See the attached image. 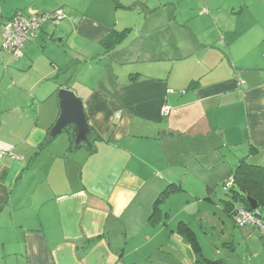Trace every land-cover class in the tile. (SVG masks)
Listing matches in <instances>:
<instances>
[{
	"label": "crops",
	"instance_id": "obj_1",
	"mask_svg": "<svg viewBox=\"0 0 264 264\" xmlns=\"http://www.w3.org/2000/svg\"><path fill=\"white\" fill-rule=\"evenodd\" d=\"M58 8L63 21L42 23L22 57L2 48L17 11ZM65 41L71 63L90 61L85 76L68 78ZM79 43L104 47L123 74L95 76ZM62 87L84 101L92 146L69 132L48 141ZM242 159L264 167V0H0V264H175L191 196L218 208L211 191ZM225 200L215 255H203L264 264V234L238 227Z\"/></svg>",
	"mask_w": 264,
	"mask_h": 264
},
{
	"label": "rangeland",
	"instance_id": "obj_2",
	"mask_svg": "<svg viewBox=\"0 0 264 264\" xmlns=\"http://www.w3.org/2000/svg\"><path fill=\"white\" fill-rule=\"evenodd\" d=\"M78 47H79L78 52L80 54L87 49L92 50L94 52L95 58L92 59L93 61L91 62V64L95 76L101 75L102 73H104L106 69L109 71L108 73L116 72L117 74L120 75L123 74V69L125 68H122L123 65H120L119 63L111 62V67L108 68V65L110 64L111 60L106 62V60L109 59L108 57L109 53H107V50H105L104 47L100 46L99 48H95V47L85 48L84 45H81V43L78 44ZM60 48L62 50L61 56L65 58L67 57L68 61L75 58L76 47L75 45L71 44V41H67V42L65 41V45L61 46ZM99 53L100 55H98ZM111 53L114 54V51L112 50ZM103 56H106L105 62L99 60L102 59ZM88 62L90 61H87V59H82L81 57L79 58V61H72V63L70 62L69 64L71 67H70V72L68 73V78L70 77L71 74H74V72L76 71L80 72L79 78H81V76H85V73L90 72L91 70L89 69L90 64H87ZM112 67L114 70L112 69ZM61 135H67V133ZM196 191L199 190H195V192ZM211 193L213 194L214 200L217 203L218 208L220 207V209H218L216 205H211L209 202L204 203L203 199L207 197L209 194L204 193L202 190H200L199 195H197V197L196 195L191 196V200H192L191 205L187 208V210L188 212L191 213V216L196 214L194 217H192L190 224H192L196 236H198L199 238L202 252L213 257L215 255V251L212 247V243H214L218 239L219 234L221 232V227L222 230L225 229V227H223L222 221L228 219L229 217L227 212L224 210V204L223 201H221V199L222 200L229 199L230 192L225 188L223 182H221L215 186V188L213 189V191H211ZM183 208H186L183 202L179 203L178 205H175L174 213L177 214L178 211L176 210L178 209L179 211H181V209ZM261 211H264V206H261ZM201 215L203 216L202 217L203 221L201 220ZM178 225H179V221L174 223V229L176 231V235L178 234L179 231ZM174 247L175 248L173 250L174 251L173 260L175 264H178L179 262L183 264H198L197 254L195 253L192 243L188 240L187 237L175 238ZM162 255L163 254L160 252V254H157L156 257L160 258L162 257ZM221 256L225 257L226 253H221Z\"/></svg>",
	"mask_w": 264,
	"mask_h": 264
},
{
	"label": "built area",
	"instance_id": "obj_3",
	"mask_svg": "<svg viewBox=\"0 0 264 264\" xmlns=\"http://www.w3.org/2000/svg\"><path fill=\"white\" fill-rule=\"evenodd\" d=\"M64 18L65 13L63 8H58L51 12L31 11L26 13L24 11H17L2 25V48L15 57H22L24 55L26 42L33 38L35 30L40 27L42 23L50 22L54 25H59ZM169 92H173V90L170 89ZM164 112L168 113L169 107H166ZM233 185V176L228 177L224 181L226 189H230ZM234 220L238 227L253 225L259 228L264 234V217L259 208L252 210L243 206H238L236 208Z\"/></svg>",
	"mask_w": 264,
	"mask_h": 264
},
{
	"label": "trees",
	"instance_id": "obj_4",
	"mask_svg": "<svg viewBox=\"0 0 264 264\" xmlns=\"http://www.w3.org/2000/svg\"><path fill=\"white\" fill-rule=\"evenodd\" d=\"M123 34H125V31L121 33H112L106 41H103L106 45V48L110 49L113 44L119 42L117 40H120V38H122L121 35ZM71 141L72 144H74L73 138ZM230 176H233L234 178V185L230 189H227L230 192V198L224 201L225 209L228 211V213L234 218L236 208L238 207L237 204H239V206L250 209L249 204L246 200L247 196L255 198L259 202V209L261 210V206H264V167L250 164L246 162L245 159H242L237 164ZM175 190L177 189L174 188L172 191ZM168 192L169 189L165 190L162 193V196L158 198V200L156 201V208L163 196H165ZM180 232H182V234H184L185 237H187L188 240L192 243L195 253L197 254L198 264L219 263V261L209 260L203 255L196 233L192 228H190L188 225L180 223Z\"/></svg>",
	"mask_w": 264,
	"mask_h": 264
},
{
	"label": "water",
	"instance_id": "obj_5",
	"mask_svg": "<svg viewBox=\"0 0 264 264\" xmlns=\"http://www.w3.org/2000/svg\"><path fill=\"white\" fill-rule=\"evenodd\" d=\"M58 101L60 114L48 133V141L55 139L63 132L71 133L74 139V148L80 145L92 146V138L95 136L88 120L84 101L70 87L59 89ZM250 209L260 207L259 202L253 197H246Z\"/></svg>",
	"mask_w": 264,
	"mask_h": 264
}]
</instances>
